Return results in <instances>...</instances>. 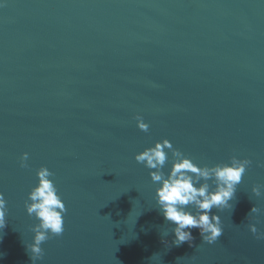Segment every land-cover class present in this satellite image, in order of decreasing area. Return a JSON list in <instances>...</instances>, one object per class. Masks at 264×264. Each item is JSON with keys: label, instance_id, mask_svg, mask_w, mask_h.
I'll return each mask as SVG.
<instances>
[{"label": "water", "instance_id": "95a60500", "mask_svg": "<svg viewBox=\"0 0 264 264\" xmlns=\"http://www.w3.org/2000/svg\"><path fill=\"white\" fill-rule=\"evenodd\" d=\"M161 139L198 166L252 162L212 244H172L134 159ZM262 165L264 0H0V264H32L40 166L66 213L37 264H264Z\"/></svg>", "mask_w": 264, "mask_h": 264}, {"label": "clouds", "instance_id": "9594fccd", "mask_svg": "<svg viewBox=\"0 0 264 264\" xmlns=\"http://www.w3.org/2000/svg\"><path fill=\"white\" fill-rule=\"evenodd\" d=\"M139 130L147 132L149 125L140 115L134 117ZM28 153L20 156V167L26 168ZM137 163L149 169L148 176L154 185V201L166 222L172 225L174 239L172 244L180 246L193 240L191 229H198L202 240L214 243L222 235L221 217L213 214L229 209L232 205L237 185L241 183L246 168L251 165L249 159L229 158L212 166H198L186 154L173 147L168 139L153 142L149 147L135 154ZM170 167L165 172L164 166ZM264 166V165H262ZM54 174L45 166L35 171L36 183L31 187L24 202L25 212L37 222L32 225L31 243L27 244L32 264L43 257L41 244L64 231L65 204L52 179ZM264 185L251 187V193L260 197ZM6 200L0 193V229L5 226ZM251 214H264V209L254 206ZM248 230L257 238L264 239L254 223L247 225ZM167 236L168 231L162 233Z\"/></svg>", "mask_w": 264, "mask_h": 264}]
</instances>
